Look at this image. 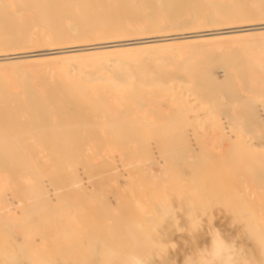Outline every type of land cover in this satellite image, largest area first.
I'll return each instance as SVG.
<instances>
[{"label": "bare ground", "instance_id": "bare-ground-1", "mask_svg": "<svg viewBox=\"0 0 264 264\" xmlns=\"http://www.w3.org/2000/svg\"><path fill=\"white\" fill-rule=\"evenodd\" d=\"M203 3L0 0V264H201L216 259L218 235L264 255L263 219L246 198L250 193L231 188V175L249 170L264 190V167L254 153L264 150V102H258L264 98V0H253V7L211 2L208 10ZM225 43L250 50V63L242 59L238 66V56L236 68L229 63L233 71L225 70L228 60L218 63L212 49ZM173 62L181 67L166 71ZM151 64L159 67L157 76L138 66ZM172 76L208 101L211 108L203 109L213 118L202 133L192 125L195 102L187 94L176 116L158 126L134 115L152 106L140 86L165 91ZM237 76L246 83L242 93H259L258 106L233 95ZM107 131L117 134L107 141ZM206 140L234 148L208 150ZM126 158L140 159L134 166L145 177L164 171L182 189L173 196L162 183V193L151 190L146 201L138 197L142 202L125 182L134 204L128 197L118 203L123 194L113 199L115 207L138 213L120 216L113 196L100 199L90 180L108 173L120 182L130 174L117 171ZM144 185L137 184L140 191ZM172 244L175 251L169 248L163 260L146 255L156 249L162 256Z\"/></svg>", "mask_w": 264, "mask_h": 264}, {"label": "rangeland", "instance_id": "rangeland-1", "mask_svg": "<svg viewBox=\"0 0 264 264\" xmlns=\"http://www.w3.org/2000/svg\"><path fill=\"white\" fill-rule=\"evenodd\" d=\"M201 1H203L204 3H203V5H202V10H208V9H210L211 8V2H215L216 4H218V3H222V4H224V5H226V3L227 2H229L230 4L229 5H233V6H236L237 4H240V5H247L248 7H253V0H247L246 1V4L243 2V1H241V0H201ZM171 4V3H170ZM195 6V8H199V5L198 6H196V5H194ZM194 8V9H195ZM229 46H228V45ZM230 44L231 43H225V44H223V46H219V48L217 47V48H212V49H215V50H213V52L214 53H216L217 55L219 54L220 56L219 57H221V61H219L220 59H219V57H216V59L218 60H216V59H214V61H217L218 63L219 62H221L222 63V59H223V56H224V59L225 60H228V61H226V63H228V64H226V69L225 68H223V69H225V70H227V71H231L232 70V68L231 69H229L231 66L233 67V70H234V68H236L235 66H237V63H238V56H239V58L241 59V61L239 62L240 64H238V66L240 65V67L243 65V64H241L243 61H242V59L243 60H245V63H247V62H249L252 58H251V55L249 54V53H251L252 54V52L250 51V50H245L246 48H243L244 46L243 45H240V44H234V45H231V46H233V48L230 46ZM225 45V46H224ZM235 46H238V47H235ZM240 46H241V48H240ZM243 46V47H242ZM239 48H240V50H239ZM245 50V51H244ZM185 52L186 51V49H184V48H177L176 49V52ZM249 51V52H248ZM201 53H204L203 51H200ZM225 53V54H224ZM237 53V54H236ZM255 53V52H254ZM253 53V54H254ZM221 54H223V55H221ZM229 54V55H228ZM231 54V55H230ZM225 55H228V56H230V59L228 58V56H225ZM226 58H228V59H226ZM231 58L233 59L231 62H230V60H231ZM245 58V59H244ZM223 59V60H224ZM224 60V61H225ZM13 61V63H20V61H22V60H11L10 62H12ZM223 61V62H224ZM199 62H205V63H208L207 61H205V60H203V61H199ZM231 64V66H230V64ZM234 63V64H233ZM250 63V62H249ZM235 65V66H233V65ZM176 65V66H175ZM215 67H214V66ZM229 65V66H228ZM246 65V64H245ZM244 65V66H245ZM138 66H142V67H146V68H148L150 71H152V72H154V75H158L159 73H160V70L158 69L159 67L157 66V65H153V64H151V65H138ZM211 66H213L214 67V69H215V73H216V75H217V77L220 79V81H224L225 80V76H226V74H223L221 71L219 72V69H218V67L215 65V63H212V65ZM141 67V68H142ZM165 67H167V69L168 70H166V71H169L170 69L169 68H172L173 70H177L178 68H180L181 67V64H178V63H170V64H167ZM169 67V68H168ZM210 67V66H209ZM217 69V70H216ZM232 70V71H233ZM162 72V71H161ZM223 75V76H222ZM225 75V76H224ZM195 76L196 77H199V78H202L201 77V75L200 74H195ZM224 78V79H223ZM239 80H242V78L240 79V77L238 78V76L234 79V81L235 82H232L233 83V85H235L236 83L237 84H239V85H237V87H236V85H235V87L238 89H234V91L235 92H233V95L234 96H238V98H239V100H243V101H245V102H247L248 101V103L250 104V105H257L258 106V104L261 102V101H263L264 102V98H260L259 96V93L258 94H256L257 92H255V94L253 93V92H251L250 90H249V93H251V94H249L248 93V90H247V88H246V90H247V93H246V91L245 92H243L242 93V89L244 90L245 88V84L246 83H244V80H242V83H238V82H240ZM237 81V82H236ZM166 83L168 84V88H169V90H168V88H167V90H165V91H163V90H161L159 87H157V86H154V87H146V86H140V88L142 89V94H144V99H146V98H148L150 101H152V106H149V108L147 109H143V110H137V115L136 114H134L135 116H136V118L138 119V121H139V119H141V120H144V121H146L147 123H145V124H155V125H157L158 126V122L160 121V119H163V118H166V119H169V118H171V117H174V116H176V113L178 112V106H179V102H180V98L182 99L183 97H184V95H188V97H189V99L190 100H192L193 102H195V103H193L194 104V112L191 114V115H193V116H195V117H193L192 118V120H193V123H192V125L194 124V126H195V128L197 127L198 128V130L196 131V132H198V134H200V133H202L203 132V130H202V128H205V127H207V126H209V121L211 120V118H213V116L209 113V109L208 110H206V111H208V112H205V110L204 109H206L207 108V106L209 107V103H208V101L204 98H202V96L198 93V92H194V91H187V87L184 85V84H182L181 82H179L176 78H175V76L173 77H171V80L169 79H167L166 80ZM242 84H244V85H241ZM13 86V88H15V90H17L16 89V86H15V84H12ZM17 85V84H16ZM243 87V88H241V90H239L240 88L239 87ZM11 87V88H12ZM234 87V88H235ZM180 88V89H179ZM223 87H221V89H222ZM224 89V88H223ZM159 90V91H158ZM240 92V93H239ZM242 93V94H241ZM252 93H253V95H252ZM246 95H247V97H246ZM257 96V95H259L258 97H259V100H258V102L259 103H256V104H254V101L255 102H257V99H258V97H255V96ZM171 97V98H170ZM244 98V99H246V100H244V99H242V98ZM261 97H263V96H261ZM252 98H254V99H252ZM256 99V100H255ZM242 101V102H243ZM262 102V103H263ZM207 103V104H206ZM247 103V104H248ZM158 108V109H157ZM204 108V109H203ZM209 108H211V107H209ZM263 109V108H262ZM159 110V111H158ZM155 111V112H154ZM204 111V112H203ZM145 112V113H144ZM154 112V113H153ZM158 112V113H157ZM157 113V114H156ZM221 113V112H220ZM220 113H215L217 116L218 115H220ZM148 114V115H147ZM156 116H155V115ZM154 115V116H153ZM170 115H172V116H170ZM211 115V116H210ZM162 118H161V117ZM147 118H148V120H147ZM154 118V119H153ZM220 120H221V123H223V124H225L226 122H227V120H225L226 119V117L225 116H221L220 118H219ZM152 121V122H151ZM165 121V120H164ZM162 123V125H163V121L161 122ZM200 124V125H199ZM154 125V126H155ZM203 126V127H202ZM158 132L160 133L161 131H155V130H150V131H147L146 133H148V134H150V135H154V134H158ZM236 132V131H235ZM108 133V134H107ZM103 134H106L107 135V141H109V139L108 138H113V136L115 135V134H117L116 132H114V131H107V132H103ZM247 138V137H246ZM151 141H153L152 143H154V144H157L158 142H157V140L156 139H153V140H151ZM200 141H201V139H200ZM200 141H198V144H199V146H201V148L203 147V145H209V147H207V146H204L203 148H205L206 147V149H210V150H212V149H214V147L216 146L217 147V151L218 152H220L221 151V149H222V151L223 150H226L227 149V151L231 148V150L234 148V145L233 146H231V145H228V146H231L230 148L227 146V145H225L224 144V146L222 147V145L223 144H221V143H211L209 140H208V142H207V140H206V143H209V144H205V142H204V144H203V142H200ZM220 146H219V145ZM213 145H215V146H213ZM236 145V144H235ZM107 146V145H106ZM215 147V148H216ZM250 147L251 146H249L248 148H249V152L251 153L252 151H250ZM107 148V147H106ZM105 148V149H106ZM221 148V149H220ZM224 148H226V149H224ZM220 149V150H219ZM252 149V148H251ZM259 148H257L256 149V151L254 152V153H256V155L258 156L257 158H259V160L256 158V156L253 158L252 156V159H254L255 160V165L256 164H258V162H261L260 164H258V166H262L263 165V167H264V154H262V152L264 153V150L262 149V151H261V149H260V151L258 150ZM116 153V154H115ZM113 155L115 156L116 155V157L117 156H119L120 154V152H115ZM253 152H252V154H254ZM251 154V155H252ZM262 155V156H261ZM156 157H158L157 155H155ZM260 158H261V160H260ZM130 158H126L124 161H123V163H121L120 161L117 163L118 164V166H117V171H121V173H120V175L122 174V173H127V172H130V174L128 175V176H125V177H123V180H120V182H119V180H118V182H114V181H116V180H113V179H111V178H109V174H108V176H106L107 174H105L104 176H102L101 178L103 179V180H106V178L105 177H108L109 178V180H107V181H104L105 183L104 184H101L102 182L101 181H103L99 176H97V179H99L100 178V181H98L96 178V180H97V182L94 180V178L92 177V176H88V177H90V179L91 178H93V179H91L90 180V182L92 181V182H95L97 185H95V183H93L95 186H96V188H95V192H97V193H95V195L96 196H98V197H100V199H106V196H107V194L108 195H110L111 194V196H110V198L113 196V198H112V205H114V208H115V210H116V213H118V208L119 207H117V209H116V207H115V204H117L116 203V201H114L113 199H119L118 197L120 196V197H122V195H123V197H122V199L123 200H121V201H118V203H120L121 204V202H125V199L128 197L129 198V200H128V205L129 206H131L129 203V201H130V199L132 200L131 201V203H133L134 204V202H133V194L136 196L137 195V198L135 197V199L138 201L141 197H142V199L144 198L145 199V201H146V197L145 196H147L148 194H150V191L152 190V192L154 191H156V192H158V191H160V193H162V189H161V187H162V183H163V185L165 184H167V186L169 187H167L166 186V192L167 193H172L173 194V196L174 195H176V193L179 191V190H181L180 189V187H179V185H178V183H177V179H175V178H173L171 175L170 176H165L166 175V172L164 173V171L162 172V173H160L159 175L157 174V172L155 171V170H153V171H151L150 173H152V176H146L147 177V179H146V177H145V171H142L140 168L139 169H137L135 166H138V164L137 163H139L140 164V159L138 160L137 158H135V159H137V160H135L134 162H132L131 160H129ZM95 160V159H94ZM120 160H123V159H120ZM143 160V159H142ZM145 160V159H144ZM256 160H258V162H256ZM131 161V162H130ZM262 161H263V163H262ZM95 162H97L95 165H100L101 164V162L98 160V159H96L95 161H94V163ZM135 163V164H134ZM143 164H150V161H143L142 162ZM231 163H232V160H231ZM117 164H115V165H117ZM128 164V165H127ZM130 164V165H129ZM123 165V166H122ZM135 165V166H134ZM121 166H122V168H121ZM167 166H168V164H167ZM118 167H120V168H118ZM124 167V168H123ZM246 167V166H245ZM244 167V168H245ZM244 168H241V169H244ZM122 169V170H121ZM123 170H125V172L123 171ZM123 171V172H122ZM243 171V170H242ZM119 173V172H118ZM246 174L244 175L245 177H239V176H234V175H231V188H235V187H237V186H239V185H241V189L244 191V196L246 197V196H248L249 195V193H250V195L248 196V197H251V199L250 198H248V197H246L251 203L250 204H252V206L256 209V211L258 212V214H260V216L262 217V219H263V222H264V190H262V189H260V188H258L257 186V184L254 182V178H253V172H251V171H247L246 170V172H245ZM156 174H157V177H156ZM189 174V173H188ZM155 175V178H157V180H155L154 179V176ZM186 175V174H185ZM249 175V176H248ZM95 176V175H94ZM143 176V177H142ZM159 176V177H158ZM163 176V177H162ZM189 176V175H188ZM187 176V177H188ZM166 177V178H165ZM186 177H184V179H185ZM242 178V179H241ZM113 180V181H111V180ZM122 179V178H121ZM133 179V180H132ZM241 179V180H240ZM247 179V180H246ZM94 180V181H93ZM147 180V181H146ZM161 180V181H160ZM168 182V183H166V182ZM240 181V182H239ZM89 182V183H90ZM91 182V183H92ZM101 182V183H100ZM109 182H111V183H109ZM127 184H129L128 186L131 188V189H133V191L135 192H133L129 187H126L127 185H126V183ZM148 182V184H146ZM157 182V185L155 184ZM117 183V184H116ZM123 183V184H122ZM124 183H125V185H124ZM139 183V186H142V183L144 184L145 183V185H146V187H142V189H143V191H140V188L141 187H139V186H137V184ZM140 183H141V185H140ZM244 183V184H243ZM149 184H151V185H149ZM152 184L153 185H155L154 187L152 186ZM135 186V187H132V186ZM147 185H149V186H152V189H150L151 187H149V186H147ZM254 185H255V187H254ZM98 186V187H97ZM116 186V187H115ZM176 186V187H175ZM243 186V187H242ZM125 187H126V189L128 188L131 192H133V194H131V196L129 195V193H130V191L128 192V191H126V189H125ZM147 187H149V192L147 193L146 191H148L147 190ZM159 187H160V189H159ZM245 187V188H244ZM247 187V188H246ZM252 187H254V190L255 191H257V192H253V190H252ZM138 188V189H137ZM146 188V189H145ZM154 188V189H153ZM247 189V192L248 193H246V190H244V189ZM249 188V189H248ZM124 189H125V192H124ZM252 191H251V190ZM139 190V191H138ZM145 191V192H144ZM174 191V192H173ZM250 191V192H249ZM155 192V193H156ZM164 192V191H163ZM127 193H128V196H127ZM137 193V194H136ZM142 193V194H141ZM140 194L142 195V196H140ZM146 194V195H145ZM157 194V193H156ZM171 194V195H172ZM248 194V195H247ZM256 194V195H255ZM261 194V195H260ZM253 196V197H252ZM108 197V196H107ZM138 197H140V198H138ZM139 200V201H142L143 202V200ZM135 200V201H136ZM93 201H94V199H93ZM93 201H91L90 203H92ZM136 201V202H137ZM144 201V202H145ZM94 203V202H93ZM127 203V202H126ZM122 204H125V203H122ZM92 206L93 205H95V206H93V208H96V203H94V204H91ZM128 205H126L125 204V206H128ZM91 206V207H92ZM124 206V205H123ZM133 207V206H132ZM132 207H129V211L128 210H125L126 209V207L124 208V207H122V209H123V211H126V212H123L122 213V209L120 210V213H121V215H123V216H125L124 214H126V216L125 217H131V216H136V215H134L133 213H135V212H137V211H135V210H133V211H131L133 208ZM120 209V208H119ZM130 211L131 212H133V213H131V215L130 216H128V214H130ZM93 213H95L94 211H93ZM120 213H118L119 215H120ZM138 213V212H137ZM136 213V214H137ZM120 215V216H121ZM175 240H176V237H175ZM179 241H181V240H177V243H181V242H179ZM70 262V261H69Z\"/></svg>", "mask_w": 264, "mask_h": 264}, {"label": "clouds", "instance_id": "clouds-1", "mask_svg": "<svg viewBox=\"0 0 264 264\" xmlns=\"http://www.w3.org/2000/svg\"><path fill=\"white\" fill-rule=\"evenodd\" d=\"M172 245H174V247H167L166 254L162 256L157 255L156 249H153L150 255L148 253H146V255L149 258L155 257L163 260L168 255L169 248L175 251L176 245ZM213 255L216 259L201 261V264H217V261H219V264H264V255H261L260 250H258V254H253L242 247H237L234 242L231 244L226 243L219 235Z\"/></svg>", "mask_w": 264, "mask_h": 264}]
</instances>
